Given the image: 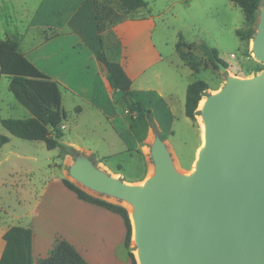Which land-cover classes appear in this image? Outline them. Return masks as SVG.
Listing matches in <instances>:
<instances>
[{
    "label": "rangeland",
    "instance_id": "rangeland-1",
    "mask_svg": "<svg viewBox=\"0 0 264 264\" xmlns=\"http://www.w3.org/2000/svg\"><path fill=\"white\" fill-rule=\"evenodd\" d=\"M37 3L38 0H28L29 15ZM171 3L172 8L168 10ZM263 3L264 0H261L257 10L255 34ZM152 9L154 12L162 13V16L156 20L157 28L153 39L165 60L178 59L175 45L178 42V35L181 34L186 43L195 45L205 43L209 48L215 49L220 59L226 63L227 68L222 72L220 68H216L209 62L199 49L194 51L202 67L198 74L189 72L187 77L182 76L181 78L188 84L197 79L205 81L209 89L202 99H206L221 89L227 78L253 77L260 73H255L256 65L263 67L264 70V62L257 61L252 53V40L255 34L249 42L241 41L236 36V30L245 31L247 26L242 11L228 0H157L156 6ZM30 32L34 33V31ZM102 37L103 52L106 57L110 60H117L114 51L116 40L106 33ZM172 71L177 78V71ZM180 71L183 73L187 70L181 68ZM8 86L9 78L2 75L0 77V117L2 119L29 118L30 113L15 100ZM59 89L62 97L61 108L65 115L63 120L65 129L62 128L63 137L59 141L61 147L48 150L43 142H27L12 135L10 137V134L0 124V132L12 139L10 148L15 149L21 156L37 158V163L33 165V174L26 171L31 167V162L28 159L25 162L21 160L25 164L21 167V176L14 178V180L23 179L31 182L26 184V188H31V190H27L25 209H36L39 212L38 225L44 235L46 234L45 244L47 246H50L51 240L54 243L56 239L67 238L77 246L86 264H130L127 257L128 251L123 244L119 243L121 230L125 231L123 220L97 206L78 201L73 193L64 188L62 178L95 198L123 207L127 211L132 231L133 206L125 200L85 187L70 176L69 168L75 161L88 158L99 171L128 183V178L121 173L118 166L114 170L107 171L102 168L100 159L96 157L113 156L117 152L130 149L127 152L133 156V160L137 161L136 164L140 168L143 167V180H145L154 174L155 166L151 150L156 137L161 138L162 134L152 117L147 118L146 114L131 111L130 100L125 97L119 104H116L117 115L108 117L106 113L100 114L92 108L87 109V103L79 98L71 97L62 86ZM182 110L184 106L182 109L178 107L176 111L173 130L176 132L175 138H183L184 141L178 144L174 140H163L162 138L161 140L168 150L175 170L181 174H189L192 172L193 163L182 166L180 157L181 154L185 158L189 156V149L196 140L186 163L195 160V150L201 143V137H199L201 125L198 119L201 116L198 114L195 116V121H191L194 137L192 130L188 127L190 119L184 116ZM147 112L152 114L149 109ZM120 135L124 142L120 139ZM68 144H74L76 147ZM88 150H91L93 154ZM3 199L6 198L3 197ZM74 204L87 207V213L78 211ZM49 236L52 238L50 239ZM129 248L135 263L138 264L133 233ZM34 264H37L36 259H34Z\"/></svg>",
    "mask_w": 264,
    "mask_h": 264
},
{
    "label": "water",
    "instance_id": "water-1",
    "mask_svg": "<svg viewBox=\"0 0 264 264\" xmlns=\"http://www.w3.org/2000/svg\"><path fill=\"white\" fill-rule=\"evenodd\" d=\"M252 53L264 62V3ZM199 114L205 145L189 174L175 170L159 136L154 174L139 184L99 171L88 158L69 174L133 206L138 264H264V70L227 78Z\"/></svg>",
    "mask_w": 264,
    "mask_h": 264
},
{
    "label": "crops",
    "instance_id": "crops-1",
    "mask_svg": "<svg viewBox=\"0 0 264 264\" xmlns=\"http://www.w3.org/2000/svg\"><path fill=\"white\" fill-rule=\"evenodd\" d=\"M144 1L145 8L137 10L111 29V36L119 43V52L115 55L117 60H114L122 66L131 80L133 94L152 112L151 117L165 140H174L179 144L184 139L175 138L173 121L178 107L182 109L184 106L182 112L185 116L184 99L186 100L188 82H183L181 77H187L192 71L178 55L175 61L165 60L162 56L153 39L157 28L156 20L162 13L152 9L157 0ZM27 4L28 0H0V40H4L8 35L17 38L21 54L59 87L62 86L71 97L87 103V109L92 108L100 114L106 113L108 117L116 116V104L123 100V95L112 90L107 80V71L97 58L101 43L92 0H38L30 15ZM171 8L172 3L168 10ZM181 68H186L187 71L182 73ZM172 70L177 71L178 79ZM188 127L194 135L191 120ZM1 134L3 135V132H0ZM119 137L124 142L123 137ZM8 139V143L0 148V259L5 246L4 234L12 227H22L32 231L31 253L34 264V259L37 263L39 259L48 256L57 239L54 243L51 240L50 246H47L46 234L44 235L38 225L39 212L36 209H25L27 190H31L26 188V184H30V180H14L15 177L21 176V167L25 165L21 160L25 162L28 159L31 162V167L25 170L33 174V165L37 163V158L21 156L9 147L12 139ZM195 143L196 140L194 145ZM128 150L117 152L114 157L96 158L100 161L105 159L101 164L107 171L120 165L121 173L128 178V183L142 182L144 169L136 164L137 161L133 160ZM190 151L187 158L181 154L182 166L193 163L194 159L186 163L190 158ZM88 152L93 154L91 150ZM74 205L78 211L87 213V207ZM103 235L106 236L105 233ZM124 237L125 231L121 230L119 243H124ZM60 240L67 241L81 253L71 240Z\"/></svg>",
    "mask_w": 264,
    "mask_h": 264
},
{
    "label": "trees",
    "instance_id": "trees-1",
    "mask_svg": "<svg viewBox=\"0 0 264 264\" xmlns=\"http://www.w3.org/2000/svg\"><path fill=\"white\" fill-rule=\"evenodd\" d=\"M238 7L244 17L247 26L245 31L236 30L235 34L241 41L249 42L254 34L257 21V10L261 0H229ZM97 32L100 35L101 50L97 55L107 71V80L114 92H120L123 97L130 100V110L140 114H146L147 109L137 99L131 90V80L124 72L122 66L115 60H110L103 52V34L111 35V29L125 21L139 9L146 7L144 0H92ZM112 37V36H111ZM199 49L216 68L218 63L227 68L218 52L209 48L205 43L198 45L184 41L181 34L175 51L181 61L194 73L198 74L202 64L194 53ZM115 55L119 52V43L114 46ZM263 67L256 65L255 73L261 72ZM9 78L8 90L15 100L29 113L27 119H1L2 127L12 136L25 141L43 142L46 149L53 150L61 147L60 140L63 137L64 112L61 108V92L56 82L37 69L19 49L18 39L8 35L0 40V77ZM209 89V85L203 80H193L188 84L185 100V116L195 121L198 115L199 101ZM164 140V136L161 135ZM8 137L0 135V148L7 144ZM63 148V147H62ZM74 151V149H72ZM102 159L101 162H104ZM120 169L121 166L118 165ZM63 186L72 192L79 201L97 206L110 213L119 216L124 223L125 237L124 248L128 251L130 264H136L129 245L131 239V226L127 211L120 206L95 198L80 189L70 181L63 179ZM5 241L0 264H33L31 245L32 231L22 227H12L3 236ZM37 264H86L77 250L65 240L57 239L46 258L38 260Z\"/></svg>",
    "mask_w": 264,
    "mask_h": 264
},
{
    "label": "bare ground",
    "instance_id": "bare-ground-1",
    "mask_svg": "<svg viewBox=\"0 0 264 264\" xmlns=\"http://www.w3.org/2000/svg\"><path fill=\"white\" fill-rule=\"evenodd\" d=\"M214 94H215V92H214ZM205 103H206V99H201V100L199 101V103H198L197 110H202V109L204 108V106H205ZM198 119H199V122H200V125H201V129H200V130H201V131H200L201 144L199 145V147H198V149H197V151H196L195 160H194V162H193V166H192V170H191V171L194 170V167H195L196 161H197V159H198L199 153H200L201 149H202V148L204 147V145H205V135H204V133H205V125H204V123L201 121V118H200V117H198ZM136 257H137V256H136Z\"/></svg>",
    "mask_w": 264,
    "mask_h": 264
},
{
    "label": "built area",
    "instance_id": "built-area-1",
    "mask_svg": "<svg viewBox=\"0 0 264 264\" xmlns=\"http://www.w3.org/2000/svg\"><path fill=\"white\" fill-rule=\"evenodd\" d=\"M62 128H64V127H62Z\"/></svg>",
    "mask_w": 264,
    "mask_h": 264
}]
</instances>
